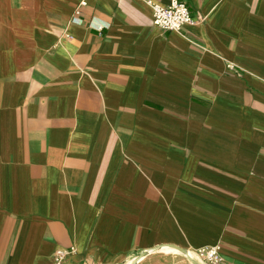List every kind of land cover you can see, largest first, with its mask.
<instances>
[{
  "label": "crops",
  "instance_id": "obj_1",
  "mask_svg": "<svg viewBox=\"0 0 264 264\" xmlns=\"http://www.w3.org/2000/svg\"><path fill=\"white\" fill-rule=\"evenodd\" d=\"M146 1L0 0V264H264V0Z\"/></svg>",
  "mask_w": 264,
  "mask_h": 264
},
{
  "label": "built area",
  "instance_id": "obj_2",
  "mask_svg": "<svg viewBox=\"0 0 264 264\" xmlns=\"http://www.w3.org/2000/svg\"><path fill=\"white\" fill-rule=\"evenodd\" d=\"M153 13V26L163 32L180 34L183 29L194 21L186 3L172 0L169 5L146 1ZM232 69V67H229ZM220 245L195 253L193 260L199 264H221Z\"/></svg>",
  "mask_w": 264,
  "mask_h": 264
},
{
  "label": "water",
  "instance_id": "obj_3",
  "mask_svg": "<svg viewBox=\"0 0 264 264\" xmlns=\"http://www.w3.org/2000/svg\"><path fill=\"white\" fill-rule=\"evenodd\" d=\"M224 261H227V262H230V263H234V264H242V263H239V262H236V261H233V260H231V259H227V258H224L223 259ZM195 264H199V263H197V262H194Z\"/></svg>",
  "mask_w": 264,
  "mask_h": 264
}]
</instances>
